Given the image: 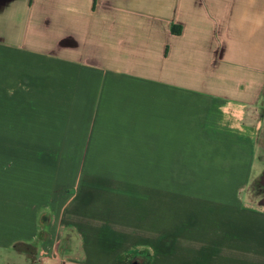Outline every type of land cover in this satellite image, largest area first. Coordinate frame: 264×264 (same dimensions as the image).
I'll return each instance as SVG.
<instances>
[{
  "label": "crops",
  "instance_id": "0c3cea01",
  "mask_svg": "<svg viewBox=\"0 0 264 264\" xmlns=\"http://www.w3.org/2000/svg\"><path fill=\"white\" fill-rule=\"evenodd\" d=\"M263 94L264 0H0V249L132 262L137 204L106 182L147 178L200 198L160 204L163 264H264V213L236 200Z\"/></svg>",
  "mask_w": 264,
  "mask_h": 264
},
{
  "label": "rangeland",
  "instance_id": "374dc122",
  "mask_svg": "<svg viewBox=\"0 0 264 264\" xmlns=\"http://www.w3.org/2000/svg\"><path fill=\"white\" fill-rule=\"evenodd\" d=\"M260 106L262 108L261 118L264 119V94L262 97V100L260 102ZM253 126V125H252ZM260 135L258 137V152H257V159L259 164L264 169V121L260 125ZM261 178V174L255 179L252 180L246 189L236 194V200H239L242 204V208L245 211H250L252 213H264V207L259 206L261 195L258 191V182ZM124 182H121L120 178H118V181L113 179L110 180L108 178L107 185H121L122 189H120L118 192L114 188L113 190L116 191L115 193H111L112 197H114L116 200H119L124 203H130L132 201L133 204H137V211L136 213L138 215V242L137 244L133 242L132 247H136L131 249L132 252H136L139 256L143 255L144 259L146 258L150 264H163V257L168 256L172 259L174 262V259L176 258L175 252L172 250L170 254H168V240L165 243V246L163 245V226H162V214H161V208L160 204H162L163 201L166 202L169 207H171V210L174 212L175 209H177L178 201L179 199L186 203V207L189 208H195L194 202H199L200 198L198 194H194L191 192L188 193H175V192H154V193H148L146 192V186H148L147 178H138V181L134 178H124ZM152 180V179H151ZM176 180H179L176 178ZM193 181V178L191 177H183L182 182L183 183H190V181ZM155 185L157 186L158 182L155 180ZM152 184V183H151ZM138 187V193L130 192L131 189ZM157 188V187H156ZM126 191V192H125ZM204 195V194H202ZM92 198V194L88 193L86 198ZM150 197V198H149ZM151 203L150 207L148 208V203ZM192 203V204H190ZM190 204V205H189ZM153 207V208H152ZM113 212V211H112ZM150 217V224H147V218ZM173 220V219H172ZM180 227V225H179ZM47 229V226L45 227V231ZM42 230V228L40 229ZM154 230V232H153ZM41 233V231H40ZM166 233V231H165ZM149 236V237H148ZM168 236H165V239ZM172 239V238H171ZM38 240L34 246L36 245L39 247L41 242ZM115 244L105 247V254L108 251H111L116 248V252L118 253L121 251L119 241L114 242ZM125 242V246L128 245ZM104 245V244H102ZM104 252V250H102ZM126 254V253H125ZM132 255V254H131ZM126 256L122 259V264H130L131 260L133 259L132 256ZM172 262V263H173ZM0 264H32V260L27 258L25 254L21 251L18 252L17 250L13 248H1L0 249Z\"/></svg>",
  "mask_w": 264,
  "mask_h": 264
},
{
  "label": "flooded vegetation",
  "instance_id": "af4514ba",
  "mask_svg": "<svg viewBox=\"0 0 264 264\" xmlns=\"http://www.w3.org/2000/svg\"><path fill=\"white\" fill-rule=\"evenodd\" d=\"M263 173H264V171L262 172L261 178H260L258 185H257L259 194L261 195L260 201L264 200V174ZM134 260H136L137 263H144L145 262V259L142 256H136V257H134Z\"/></svg>",
  "mask_w": 264,
  "mask_h": 264
},
{
  "label": "trees",
  "instance_id": "16d2710c",
  "mask_svg": "<svg viewBox=\"0 0 264 264\" xmlns=\"http://www.w3.org/2000/svg\"><path fill=\"white\" fill-rule=\"evenodd\" d=\"M45 227H46V225L41 224V228H42L41 233H40L41 239H44L45 238V234H46Z\"/></svg>",
  "mask_w": 264,
  "mask_h": 264
},
{
  "label": "water",
  "instance_id": "95a60500",
  "mask_svg": "<svg viewBox=\"0 0 264 264\" xmlns=\"http://www.w3.org/2000/svg\"><path fill=\"white\" fill-rule=\"evenodd\" d=\"M263 174H264V173H263ZM259 205L262 206V207H264V200L260 201ZM131 264H143V263H137L136 260H133V261L131 262Z\"/></svg>",
  "mask_w": 264,
  "mask_h": 264
}]
</instances>
